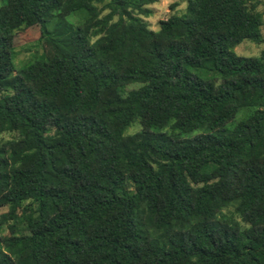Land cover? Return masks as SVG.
I'll return each instance as SVG.
<instances>
[{
	"label": "trees",
	"instance_id": "trees-1",
	"mask_svg": "<svg viewBox=\"0 0 264 264\" xmlns=\"http://www.w3.org/2000/svg\"><path fill=\"white\" fill-rule=\"evenodd\" d=\"M156 1L0 0V264H264L262 15Z\"/></svg>",
	"mask_w": 264,
	"mask_h": 264
},
{
	"label": "rangeland",
	"instance_id": "rangeland-1",
	"mask_svg": "<svg viewBox=\"0 0 264 264\" xmlns=\"http://www.w3.org/2000/svg\"><path fill=\"white\" fill-rule=\"evenodd\" d=\"M175 4V5H174ZM248 4L253 6L255 10L259 11L262 15V19L264 21V0H249ZM171 5H174L171 7ZM185 6V0H157L156 2L150 4L151 7V15L146 17L145 20L148 23L149 27L152 29H157V22L159 19H163L168 17L171 13H180L183 11ZM79 15L68 16L67 19L72 23H77L79 21ZM55 20L49 21L47 26L51 28V24L54 23ZM261 33L264 37V23L261 26ZM39 29L37 26H31L25 28L24 30L16 32L14 36V44L16 48V56H15V66L19 67L20 64L18 62L25 61L29 55L26 48V44L33 43L35 39L38 37ZM235 51L239 55L244 56H256L259 52L264 49V42L256 44L248 39L242 40L238 45L235 46ZM138 127L132 126L128 129L129 132H134ZM3 138L10 137V134H3Z\"/></svg>",
	"mask_w": 264,
	"mask_h": 264
}]
</instances>
